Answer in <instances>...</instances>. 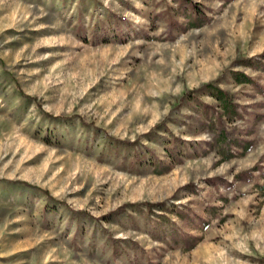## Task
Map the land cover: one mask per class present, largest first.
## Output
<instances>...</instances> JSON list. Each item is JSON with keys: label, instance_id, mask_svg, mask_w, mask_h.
Wrapping results in <instances>:
<instances>
[{"label": "rangeland", "instance_id": "1", "mask_svg": "<svg viewBox=\"0 0 264 264\" xmlns=\"http://www.w3.org/2000/svg\"><path fill=\"white\" fill-rule=\"evenodd\" d=\"M263 56L264 0H0V264H264Z\"/></svg>", "mask_w": 264, "mask_h": 264}, {"label": "trees", "instance_id": "2", "mask_svg": "<svg viewBox=\"0 0 264 264\" xmlns=\"http://www.w3.org/2000/svg\"><path fill=\"white\" fill-rule=\"evenodd\" d=\"M243 63H244L243 66H250L255 69H260L264 64V56L254 63H251L250 60L248 62L245 61ZM233 79L235 83L237 84H246V85L253 84V80H251L250 77L245 76L244 74L234 73ZM203 90L206 93H208V95L215 101L216 103L215 107L219 111L218 112V123L220 127L216 135L214 136L215 146H216V150L222 153L224 155V158L227 160L231 157L229 156V152H230L229 148L231 145H233L234 142L233 140H231L232 139L231 132H228L224 128L223 124L232 123L233 121L241 117L240 112H239V106L235 102L233 94H231L230 92L226 90L219 88L215 82L206 83L203 86H201L200 89L193 90L192 92L200 93ZM188 93L187 94L185 93L186 95H184L181 100H183L184 98L186 100H191L192 94L188 95ZM206 109H210V108L207 107ZM206 109L204 110L206 111ZM44 115L49 118L52 117L46 113H44ZM52 119H55V118H52ZM211 126H213V123ZM211 131H215V130H211ZM145 205L147 206L149 210H151V208L153 207L150 204H145Z\"/></svg>", "mask_w": 264, "mask_h": 264}]
</instances>
